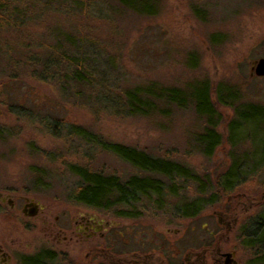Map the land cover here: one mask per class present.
Segmentation results:
<instances>
[{"label":"rangeland","instance_id":"1","mask_svg":"<svg viewBox=\"0 0 264 264\" xmlns=\"http://www.w3.org/2000/svg\"><path fill=\"white\" fill-rule=\"evenodd\" d=\"M0 1H8L24 16L17 30H0V194H9L15 205L10 209L6 202L0 203V241L7 246L19 241L24 247L36 241L37 248L46 247L37 232H27L34 222L18 217L24 197L56 210L85 207L68 198L76 182L69 165L123 180L135 172L114 155L67 137L61 123L82 126L106 141L148 154L169 156L210 182L230 164L227 145L210 158L201 154L194 140L204 121L188 101L183 109L160 104L157 114L128 116L108 110L105 99L95 95L97 88L73 92L52 80L38 81L40 65L31 69L29 61L46 59L61 35L81 44L93 80L102 83L110 97L151 84L189 92L206 82L212 89L220 86L225 92L239 93V104L264 107V77H250L251 64L264 58V0H150L157 8L153 16L138 15L109 1L85 16L73 10L70 0ZM217 111L225 140L234 112L223 105ZM56 120L58 137L49 129ZM245 129L237 139L252 126ZM239 143L240 150L252 149L246 141ZM258 145L253 142L255 149ZM247 177L196 217H183L180 211L199 196L193 184L184 188L181 182L180 193L164 200V205L143 202L132 208L135 217L117 216L115 211L121 208L99 210L136 233L134 239L146 253L155 250L156 238L168 229L177 231L176 236H168L176 240L177 263L188 252L201 253L214 246L220 237L226 249L236 250L242 264H264V246L261 251L251 248L244 237L250 223L264 212V169ZM228 221L233 230L222 237ZM120 245L115 243L119 251Z\"/></svg>","mask_w":264,"mask_h":264},{"label":"trees","instance_id":"2","mask_svg":"<svg viewBox=\"0 0 264 264\" xmlns=\"http://www.w3.org/2000/svg\"><path fill=\"white\" fill-rule=\"evenodd\" d=\"M70 1L73 10L84 16L98 12L99 3L103 1L114 2L125 10L143 16H153L157 10L150 0ZM23 19L24 16L18 13L8 1H0V30H17ZM55 45L56 49L46 59L29 61L28 65L31 69L40 65L38 81L52 80L60 89L69 88L73 92L78 88H97L95 95H101L105 99L110 105L108 110L111 109L114 113L123 112L128 116L146 117L157 114L160 104L183 109L188 101L195 115L204 121L202 132L194 140L201 154L210 158L221 146L227 145L230 148L228 154L230 164L223 173L210 182L207 178L200 177L197 173L174 162L169 156L148 154L135 148L106 141L82 126L61 123L62 126L64 125L63 129L67 137L77 138L87 146H94L110 153L127 163L135 171L133 176L123 180L116 175H106L87 166L71 164L68 170L76 179L75 185L68 192V198L71 201L97 209L121 208L122 210L115 211L117 216L135 217L136 212L132 208L138 209L143 202L162 206L164 200L180 193L179 182L184 188L186 183H191L195 187V193L199 196H196L190 204L180 208V211L183 217H196L206 207L216 203L219 196L228 195L243 185L248 179L247 176L253 177L264 169L263 106L239 104V93L231 90L225 92L220 86L212 89L206 82L196 84L189 92L151 84L125 90L121 96L110 97L104 85L102 83L97 85L93 80V75L85 63L84 53L80 52L81 44H75L74 38L66 34L61 35ZM218 105L226 106L234 112L226 128L228 135L225 140L218 129L221 124V117L217 113ZM18 108L21 107L18 106ZM59 122L56 120L53 125H50L49 129L54 137H58L56 135H58L57 124ZM250 125L252 129L248 130L244 137L237 139L236 135ZM241 141L248 142L252 149L240 150L238 146ZM253 142H260L259 148L255 149ZM205 194L208 198L203 197ZM245 236L249 247L262 250L264 212L258 216L256 221L250 223Z\"/></svg>","mask_w":264,"mask_h":264},{"label":"flooded vegetation","instance_id":"3","mask_svg":"<svg viewBox=\"0 0 264 264\" xmlns=\"http://www.w3.org/2000/svg\"><path fill=\"white\" fill-rule=\"evenodd\" d=\"M13 199L0 194V203L6 202L10 209L15 208ZM22 202L18 217L34 222L27 232H37L46 247L37 248L36 241L24 247L19 241L11 246L0 241V264H242L236 250L226 249L220 237L214 246H206L201 253L188 252L177 263L176 240L168 238L176 236V230L166 229L164 236L156 238L155 250L146 253L143 244L134 239L136 233L132 235L127 225L100 213L102 210L86 206L56 210L27 197ZM34 208L35 215L28 216ZM224 226L222 237L233 230L231 221ZM115 243L121 244L120 251Z\"/></svg>","mask_w":264,"mask_h":264},{"label":"water","instance_id":"4","mask_svg":"<svg viewBox=\"0 0 264 264\" xmlns=\"http://www.w3.org/2000/svg\"><path fill=\"white\" fill-rule=\"evenodd\" d=\"M250 77H264V58L254 61L250 67ZM36 213V208L29 211L28 216H33Z\"/></svg>","mask_w":264,"mask_h":264}]
</instances>
